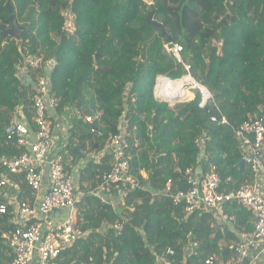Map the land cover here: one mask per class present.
I'll use <instances>...</instances> for the list:
<instances>
[{
  "label": "trees",
  "instance_id": "obj_1",
  "mask_svg": "<svg viewBox=\"0 0 264 264\" xmlns=\"http://www.w3.org/2000/svg\"><path fill=\"white\" fill-rule=\"evenodd\" d=\"M68 5L78 27L74 35L61 31L59 11ZM11 13L21 27L18 38L1 35L11 27ZM150 14L170 40L160 27L147 23ZM169 41L181 46L192 74L210 89L231 125L261 116L264 0H0V157L22 152L14 140H6L11 113L21 106L30 118L38 77L45 75L50 90L60 97L57 110L73 107L80 116L73 120L68 143L76 155V145L86 153L100 151L106 132L116 131L125 113L126 157L131 175L141 184L159 192L171 179L175 190L185 191L187 170L229 178L221 187L226 192L251 184L230 126L208 124L217 113L214 103L201 109L198 96L190 93L179 97L177 107L154 99L157 74L178 78L183 72L164 50ZM30 54L53 60L52 67L29 68L28 77H20L18 67ZM93 126L103 135L91 133ZM110 166V157L104 156L97 163L89 160L81 172L76 184L85 195L76 204L75 217L81 235L54 264H164V259L222 264L218 261L231 255L227 245L237 236L211 212L187 213L183 202L174 205L169 197L141 189L129 191L124 205L116 208L101 202L91 192ZM4 172L0 163V174ZM9 177L20 188L19 200L30 202L23 176ZM222 210L234 216L235 230H248L247 208L234 201L224 202ZM12 215L10 205L0 213V264L13 257L4 235L16 226ZM115 224L122 229L117 231Z\"/></svg>",
  "mask_w": 264,
  "mask_h": 264
},
{
  "label": "built area",
  "instance_id": "obj_2",
  "mask_svg": "<svg viewBox=\"0 0 264 264\" xmlns=\"http://www.w3.org/2000/svg\"><path fill=\"white\" fill-rule=\"evenodd\" d=\"M59 15L64 21L61 31L67 35H74L77 25L72 16L70 5L62 8ZM167 55L182 68L178 78L167 74H157L154 79L152 94L155 100L166 102L171 107H177L182 94H196L199 98L198 107L204 109L209 104H215L213 93L200 80L192 74L191 63L182 56V48L177 42L169 41L164 44ZM53 60H44L38 54L27 55L17 72H27L28 69H47L52 67ZM48 77H38L35 94L31 98L33 121L35 125L29 126L23 122H16L7 128V139L14 140L17 147L25 148L17 156L1 158L5 172L21 174L29 187L36 194L43 187L46 174L49 186L40 194L33 204L21 200L16 203V221L14 229L5 233L7 244L13 253L7 264H54L64 250L71 247L80 237L81 231L75 223L76 204L85 193L77 187L60 151H52L53 144L50 113L57 111L60 103L58 97L48 86ZM217 113L209 117L210 122L230 126L236 138L243 144L249 145V152L243 157L244 162L250 165L253 181L234 192L221 189L228 184L229 178L222 180L213 172L207 171L196 174L186 171L185 181L188 185L185 191L175 190L173 182L168 179L161 191H153L172 199L173 204L183 202L185 210L190 213L196 209L204 212H220L223 220H232L233 216L222 212V204L236 201L250 212V227L237 235V239L229 243L228 249L235 254V262L242 263L252 248L259 246L264 256V191L257 179L264 174V119L255 117L239 126L230 124L228 118L215 104ZM128 120L125 113L118 119L116 131H108L101 156H109L111 166L101 173L100 184L91 194L97 196L101 202L110 203L114 208L124 205V198L129 191L137 189L148 190L146 185L138 182L130 172L129 161L126 157L129 143L127 140ZM91 133L102 136L103 132L98 126L90 128ZM3 175L0 174V178ZM119 186L116 192L115 186ZM66 210L60 220L53 221L50 214ZM7 207L0 204V213L5 214ZM117 231L122 229L115 224ZM195 245V243H194ZM164 264H173L164 259ZM218 264V263H215ZM220 264V263H219Z\"/></svg>",
  "mask_w": 264,
  "mask_h": 264
},
{
  "label": "crops",
  "instance_id": "obj_3",
  "mask_svg": "<svg viewBox=\"0 0 264 264\" xmlns=\"http://www.w3.org/2000/svg\"><path fill=\"white\" fill-rule=\"evenodd\" d=\"M77 29H78V27H77ZM17 75H19L20 77H28V71L27 72L24 71L23 73L17 72ZM258 108L261 112L260 117L264 119V104L258 105ZM30 109H31V116L29 119H27L25 114H24L23 108L21 106L17 107L15 109V111H13V113H11V118H10V122L8 124V127H9V125H12L13 123L20 122V121L26 125L34 127L35 125L32 123L33 112H32L31 106H30ZM67 111H68V107H65V109L61 112H59L57 110V111H53L50 113V115H51L50 122H51V128H52V138H53V144H52L51 150L52 151L53 150L54 151H60V153L63 155L64 161L67 165V171L70 173V176L73 179V182L76 184V183H78V180H80L81 172L83 171V169L85 168V166L89 160L93 161L95 163L100 161V159L102 158V156H101L102 149L100 151H92L90 153H86L83 149L80 148V146L76 145L74 147V149L78 152V155H76V153L72 152L69 149L68 143H69L70 129L73 126V120L75 118H73L71 121L67 120V118H69V115L72 114V113H70L69 115L66 114ZM255 117H258V116H254V118ZM84 118H82V120L86 121L87 118H85V119ZM234 137H235V135H234ZM6 140H8V139H6ZM236 140L239 144V148H240L241 153H242L241 162H243V163H241V165H246L249 167L251 181H253L250 165L247 164L246 162H244V160H243V157L248 154L250 147L248 144H246V145L243 144L240 139L236 138ZM77 147H79L81 151H79L77 149ZM19 148H21V147H19ZM22 149H23L22 150V152H23L25 150V148H22ZM4 157H6V156L0 157V163L1 164H2L1 158H4ZM262 166L264 167V162H263ZM4 168H5V166H4ZM197 174H202V173H197ZM2 175H3V177L0 178V182L2 183V185L0 186V189H3L2 190L3 192L2 193L0 192V197L3 199V202H1V204H5L6 207L8 205H10V207L13 211V215L10 218V220L12 222H14V221H16V218H15L16 217V203L18 201H20L19 197H18V194L20 192V188H19V186L15 180L10 179L9 176L11 174L4 172ZM19 175H21V174H14V176H19ZM23 180H24V176H23ZM46 180H48L47 174L45 177V181ZM45 181L43 183L44 185H43L41 191L37 194L34 191H32V189L29 187L31 190V197H32L30 202H25L23 199H21V201H23L24 203H27V204L35 203L38 200L40 194L49 186V184H47V182L45 183ZM257 181H258L261 189L264 191V174H261L260 178H258ZM146 187L149 188L147 191H151L152 194H154L153 193L154 190L151 189L149 185H146ZM9 189H11V190H9ZM8 190H9V192H8ZM11 191L14 192V195L10 194ZM228 202H234V201H228ZM222 212H223V210H222ZM64 213H66V210L56 211V212L50 214L49 218L53 221H57L63 217ZM211 214L216 218L217 222L220 221V222H222V224L226 225L228 230L235 234V237L241 232V231L235 230L236 220H235L233 215H232L233 219L231 221L230 220L224 221L222 216H220L221 218L219 217V214H221L220 212H217V211L213 212L212 211ZM247 227H248V229L250 227V216H249V220L247 223ZM195 246H196V243H195ZM230 251L232 253H231V255H229V257L227 259L221 258V260H219L218 262H222V264H242L243 262L242 263H236L235 262V254L232 250H230ZM159 260H161V259H159ZM246 260H247V264H264V256L260 252V247L257 246V247L252 248L250 250L249 255L246 258Z\"/></svg>",
  "mask_w": 264,
  "mask_h": 264
},
{
  "label": "water",
  "instance_id": "obj_4",
  "mask_svg": "<svg viewBox=\"0 0 264 264\" xmlns=\"http://www.w3.org/2000/svg\"><path fill=\"white\" fill-rule=\"evenodd\" d=\"M9 10H10V12H12V8L11 7H9ZM151 16H152V14L148 15V17L146 19L147 23L152 24V25H154L156 27H160L162 29V33L167 35L168 40H170L171 37H170L169 32L166 29H164L163 26L159 22H157L155 20H151ZM9 19L11 21V27L6 29V30H2L1 31V35L2 36L10 35V36H14V37L18 38L19 37V30H20L21 27L15 21L14 16H13L12 13H11ZM93 60L95 61V57L94 56H93ZM208 124H213V123L208 121ZM77 149L79 151H81L79 147H77ZM241 163H243V162H241Z\"/></svg>",
  "mask_w": 264,
  "mask_h": 264
},
{
  "label": "rangeland",
  "instance_id": "obj_5",
  "mask_svg": "<svg viewBox=\"0 0 264 264\" xmlns=\"http://www.w3.org/2000/svg\"><path fill=\"white\" fill-rule=\"evenodd\" d=\"M152 19H154L152 16H151V20ZM156 20V19H155ZM213 41H214V44L215 45H218V47H219V44H218V42H217V40L216 39H213ZM70 113H72L71 115H69ZM66 114H68L69 115V118H67V120H69V121H71L73 118H75V117H79L80 118V116L77 114V112H76V110L73 108V107H68V111H67V113ZM85 119V118H84ZM3 189H0V192L2 193L3 191H2ZM9 190H11V189H9ZM9 190H8V192H9ZM11 195H14V192L13 191H11V193H10Z\"/></svg>",
  "mask_w": 264,
  "mask_h": 264
}]
</instances>
